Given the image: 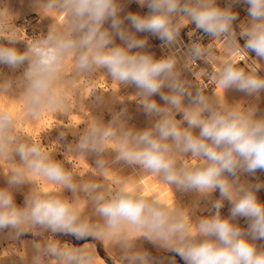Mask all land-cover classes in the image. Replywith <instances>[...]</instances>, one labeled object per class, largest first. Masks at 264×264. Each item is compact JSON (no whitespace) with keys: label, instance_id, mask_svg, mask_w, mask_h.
<instances>
[{"label":"clouds","instance_id":"1","mask_svg":"<svg viewBox=\"0 0 264 264\" xmlns=\"http://www.w3.org/2000/svg\"><path fill=\"white\" fill-rule=\"evenodd\" d=\"M35 2L39 13H64L65 23L29 42L19 38L14 15L0 3V40L6 41L0 42V65L16 70L27 64L15 79L0 72V95L19 97L24 118L35 122L49 111L66 114L70 102L63 90L81 76L91 80L103 74L119 87L136 88L150 124L130 126L126 110L113 112L107 123L96 116L86 123L67 148L85 160L95 157L94 170L85 177L22 135L17 120L0 108V160L12 165L0 173L6 177V186L0 187V233L7 230L12 240L28 233L40 237L31 241L23 264H97L86 243L77 246L58 235L106 242L119 252L121 264H155L147 250L136 247L140 239L179 256L183 264H264V246L256 243L264 241V202L257 196L264 182L241 179L264 171V115H258L255 102L229 103L225 96L234 89L258 100L264 92V0H242L248 19L238 25L232 4L221 7L218 0H135L147 14L123 16L122 0ZM189 25L211 42L177 48ZM138 33L157 37L169 53L156 58L146 50L147 37ZM21 41L26 42L23 51L16 46ZM215 42L223 45V59L216 55ZM197 61L210 66V71L205 68L222 99L185 78ZM157 95L163 104L153 98ZM117 164L155 174L171 188L174 205L146 196L127 178L108 181ZM33 177L59 190L45 191ZM24 185L31 187L20 206L15 193ZM176 191L193 193V204L178 203ZM217 191L219 198L211 199ZM203 199L210 201V214L196 216ZM225 201L231 204L228 216L221 214ZM241 217L247 228L236 223Z\"/></svg>","mask_w":264,"mask_h":264},{"label":"rangeland","instance_id":"2","mask_svg":"<svg viewBox=\"0 0 264 264\" xmlns=\"http://www.w3.org/2000/svg\"><path fill=\"white\" fill-rule=\"evenodd\" d=\"M5 1L11 5V8L13 9L12 14L15 17L14 22L17 26L23 29L22 31L26 36L23 39L25 40H30L32 42L34 39H38L42 35H46L50 27H53V28L58 27L59 22L56 19H52V15L49 9H43L40 11V13L36 10L35 0H5ZM231 2L232 0H218V4L221 7H225L226 4H231ZM122 3L124 4V10L121 13L122 16L125 15L127 12H136V13H140L141 15L147 14L148 12L147 7H141L139 4H135L134 0H122ZM242 6H245L248 8V5L243 3L242 0L239 3H234L233 10L239 13V18L237 20L239 23L241 21H245L248 19L247 8L246 10H243L241 9ZM56 14H59V13L56 12ZM137 35L142 38L147 37V40H148V45L146 48L147 51L152 52L156 58H160L161 56H163L160 49L157 47V45L158 46L162 45L161 40H159L157 37L149 33H138ZM19 38H22V36L19 35ZM2 42L6 43V41H2ZM23 43L24 41H21L16 45L21 51L25 49V46L23 45ZM116 43H120L119 38L116 39ZM250 55L254 56L255 54L250 53ZM184 76L185 78L188 79L190 77V72L185 71ZM92 91L93 93L95 92V90H92ZM206 91H208L210 94L213 93L217 96H220L221 99L223 98L222 90L216 84V82L214 83L211 89H207ZM97 93L98 92L96 91L95 94ZM225 96L229 103H233V102L240 101V100L255 102L258 104V107H259L258 115H261V113L264 115V92L260 93L258 100L255 97H248L244 93L238 92L234 89L228 90ZM5 98H4L5 104H8V102L6 103V101H9V103H12L14 100L13 97L10 98V95H6ZM153 98L156 99L158 103H161V104L164 103L158 95ZM185 103H187V100L185 101ZM116 105L119 111H121L122 110L121 106H118V104ZM138 108L137 107L134 108V111L136 110L135 112L132 111V114L134 115V118H135V125L140 124L141 118H147L145 115L141 117L140 114L142 113H140V109L142 107L139 106ZM112 113L113 112H110L106 116H104L103 121L105 120L104 121L105 123L111 120ZM71 115L69 116L67 114H57V113H54L52 115L54 127L58 131V132H52L50 134L51 138L54 141L53 145L55 146V150L48 147L45 141H42L41 145L38 139H35V141L40 146H42L44 150H46L50 154H53L56 159L61 160V162H63L67 167H69L70 170L76 172L80 176H85L86 168L92 169V166H94L95 157L89 156L88 159L85 160L82 156L77 157L67 152L68 145L72 143L71 138L73 136L74 131L81 128V125H78L74 122ZM177 118L179 119L180 116L178 115ZM61 133L64 135L62 136ZM0 162H2V160H0ZM0 166H1V163H0ZM0 173H1V168H0ZM255 174H260V179L262 180V182H264V171L258 170L254 174H251L248 176V181H250V183L254 182L253 175ZM33 178L40 181L39 185L45 191H58L59 190V186L49 184L46 181H44L41 177H33ZM3 186H6V179L2 176V174H0V187H3ZM30 187L31 185H24L19 190L16 191L15 201L17 205H20V206L23 205L24 194L29 190ZM64 194L69 197L71 196L70 192H65ZM257 196L261 202H264V188H262L257 193ZM218 198H219V192L217 191L213 193L212 199L214 200ZM230 208H231L230 202L225 201L224 207L221 209V214L223 216H228L230 213ZM204 215H209V209L204 213ZM236 223H238L243 228H247L248 226V221L246 220V218H242V217L238 218ZM56 238L62 241L70 242L77 246L83 245L85 243V241L83 242L82 240H76L74 237L68 236V235H58ZM34 239H40V237H37L31 233H28L26 235L21 236L18 240H12L8 238L7 230H5L4 233H0V252H2V254L0 253V258L2 257L6 258V260L4 262H0V264H23L22 257L26 259L27 255H30L31 241ZM89 242H91L95 247V250H93L95 255L101 256V258L106 263L109 262L110 264H117V262H121L119 258V252L109 247V245L108 247H104L103 244H101L99 241H89ZM256 243L258 246H264V241H256ZM136 247L147 250L151 254V257L153 258L155 264H172L173 257L175 259V263L178 262L180 264H183V261L180 259L179 256H174L173 253L166 252L158 247H154L152 244L148 243L147 241L143 239L137 240Z\"/></svg>","mask_w":264,"mask_h":264},{"label":"bare ground","instance_id":"3","mask_svg":"<svg viewBox=\"0 0 264 264\" xmlns=\"http://www.w3.org/2000/svg\"><path fill=\"white\" fill-rule=\"evenodd\" d=\"M0 3H5L8 6L10 12L13 13V9L11 8V5L8 4L5 0H0ZM231 4L232 7L234 8V4L232 2ZM228 5L229 4H226V6ZM246 8L247 7L245 6L241 7V9L243 10H246ZM50 13L52 15V19H56L59 22L58 26H62L65 23L64 13L56 14V11L54 10H50ZM13 23L17 28H20L15 24L14 21ZM238 24L239 22L237 21L236 25ZM22 30L23 29L18 30L19 35L22 36L21 39L26 37ZM182 32L185 34L187 38H189L190 37L188 35L189 32L192 33L196 32L195 25H189L188 27L182 29L181 33ZM181 39H183L182 36ZM211 39H212L211 37L208 38L207 40L208 43L211 42ZM27 41L31 42L30 40ZM0 42L2 41L0 40ZM23 45L26 47L25 41ZM157 47L160 49L163 56L169 53V49L163 46V44L161 46L157 45ZM218 49L219 51L216 55L219 59H223L224 55H223L222 43L218 44ZM181 50L185 51V49L182 48ZM68 63L70 65L71 60H69ZM261 63L264 64V61H261ZM26 67L27 64L21 66L19 69L13 70L5 65H0V72H2L7 77L15 79L16 77L21 75L24 68ZM70 74L71 71L69 69V75ZM260 75L264 76V69L261 70ZM92 90H95L98 93L93 94ZM63 91L70 102V111H68L66 114L69 116L72 114L71 116L74 122L78 125H81L80 129L74 131L73 136L71 138L72 143H74L78 139V135L80 132L84 130V128L86 127V123L93 121L95 116L103 119L104 116H106L110 112H118L119 109L116 104H118V106H121L122 110H126V118L130 126H134L137 129H143L148 127L150 124V118L143 112V109L141 108L140 113L142 114L140 113L138 114H140L141 117L145 115L147 118H141L140 124L135 125V118L134 115L132 114V111H134V108L136 107L138 108L140 106L135 97V93L137 91L136 88L133 86L125 87L123 85L119 87V85L115 81H111L110 77L106 78L103 74H99L93 77L91 80H89L85 76H81L79 79L75 80V82L71 85V87H66ZM101 93H103V97L101 100H98L97 97L100 96ZM5 97L6 95H0V108H3L5 111L11 113L12 116L17 120V128L20 131V133L22 135L30 136L34 141L35 139H38L40 145L42 141H45L48 147L55 150V146L53 145L54 141L50 135L52 132H58L55 129L54 122L52 120V115L54 113L50 111L46 112L35 122L31 120H26L24 118V112H23V101L17 96H12L14 98V100L12 99L13 102L9 103V101H6V103L8 102V104H5L4 102V100L6 99ZM12 97L10 96V98ZM261 115L263 114L261 113ZM0 163H1L0 166L1 173H7L9 169L12 167L11 164H9L4 160H2V162ZM115 167L116 170H112L108 173V177H107L108 181L114 182V181H119L120 179L127 178L129 180L130 185L131 184L141 185L142 190L146 196L156 195L157 198L160 199L161 201L174 205L175 198L171 188L168 185L164 184L161 180L157 179L155 174L146 173V172L138 173L133 168L122 164H117ZM90 170H94V169L86 168L85 177L87 176ZM2 176L6 179V177L3 174ZM248 176L249 174H245L244 176L241 177V179L250 183V181H248ZM253 178H254L253 183H256L258 181L262 182V180L260 179V174L253 175ZM33 179L40 184V181H38L35 178ZM175 197L177 202L183 206H191L193 204V201L195 200V196L193 193H184V192L176 191ZM208 209H210V201L208 199H203L200 201L199 207L195 212V215L196 216L204 215V213ZM85 243L87 247L95 250V247L91 242L88 241ZM101 244H103L104 247H108V244L106 242ZM0 253L2 254V252ZM22 259H24V257H22ZM5 260H6L5 257L0 258V262H4ZM96 261L98 262V264H107L99 255H96ZM117 264H121V262H117ZM175 264H180V263L176 262Z\"/></svg>","mask_w":264,"mask_h":264},{"label":"built area","instance_id":"4","mask_svg":"<svg viewBox=\"0 0 264 264\" xmlns=\"http://www.w3.org/2000/svg\"><path fill=\"white\" fill-rule=\"evenodd\" d=\"M181 36L183 37V39H181V44H179L177 46L179 49H181V48L185 49V51L187 50V46L190 45L192 42L199 40V41L203 42L204 44H207L208 43L207 40L209 38V36L204 35L202 32H200L198 30H196V32H194L189 38H187L183 32L181 33ZM239 42L241 45H243L245 43L243 38H240ZM220 43L221 42H215L216 54L219 51L218 44H220ZM241 54L242 53H237L236 55L239 56ZM197 64L198 65H196V64L193 65L192 72L188 71V72H190V77L188 79H190L193 84H195L197 86H201L205 90L211 89L215 83V80L212 77V75L205 68V67H208L209 71H210V66L204 65V63L202 61H197Z\"/></svg>","mask_w":264,"mask_h":264},{"label":"trees","instance_id":"5","mask_svg":"<svg viewBox=\"0 0 264 264\" xmlns=\"http://www.w3.org/2000/svg\"><path fill=\"white\" fill-rule=\"evenodd\" d=\"M90 241H91V240H90ZM83 242H84V241H83ZM83 242H82V243H83ZM80 246H81V245H80ZM100 257H101V256H100ZM108 263H109V262H108ZM108 263H107V264H108ZM109 264H110V263H109Z\"/></svg>","mask_w":264,"mask_h":264},{"label":"crops","instance_id":"6","mask_svg":"<svg viewBox=\"0 0 264 264\" xmlns=\"http://www.w3.org/2000/svg\"><path fill=\"white\" fill-rule=\"evenodd\" d=\"M135 4H137V3L135 2Z\"/></svg>","mask_w":264,"mask_h":264}]
</instances>
